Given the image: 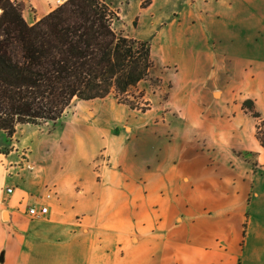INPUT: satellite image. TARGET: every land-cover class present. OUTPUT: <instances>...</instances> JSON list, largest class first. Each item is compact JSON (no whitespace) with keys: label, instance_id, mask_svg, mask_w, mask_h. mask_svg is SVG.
<instances>
[{"label":"crops","instance_id":"0c3cea01","mask_svg":"<svg viewBox=\"0 0 264 264\" xmlns=\"http://www.w3.org/2000/svg\"><path fill=\"white\" fill-rule=\"evenodd\" d=\"M56 1L31 0L37 11L31 20L37 22L55 10ZM186 54L194 59V73L195 59L205 54ZM178 67L185 74L191 69L187 62ZM185 78L183 87L189 88L191 78ZM95 126L90 138L103 143L101 127L105 125L101 121ZM147 139L137 178L125 173L120 177L107 169L102 174L105 178L97 179L91 161L102 149L98 145L93 158L83 154L79 163L70 155L45 152L39 164L26 166L34 176L24 184V149L9 147L0 135L1 264H29L32 253L41 248L52 251V259L57 257L54 251L64 252L56 264H248L244 257L258 260L263 247H250V240L264 236L260 223L255 225L262 195H249L246 170L237 172L241 165L232 167L224 157L227 147L162 148L157 139ZM216 153L221 156L214 157ZM33 206H48L49 213L34 219L28 214Z\"/></svg>","mask_w":264,"mask_h":264},{"label":"rangeland","instance_id":"374dc122","mask_svg":"<svg viewBox=\"0 0 264 264\" xmlns=\"http://www.w3.org/2000/svg\"><path fill=\"white\" fill-rule=\"evenodd\" d=\"M105 1L117 12V33L149 43L154 69L127 94L112 91L102 100L75 101L60 122L19 125L13 140L0 130L6 145L24 149L26 176L21 181L31 182L34 174L26 166L39 164L45 152L70 155L79 163L83 154L93 158V149L101 146L91 161L97 179H104L107 169L137 178L148 136L161 147L224 146L232 167L246 170L249 195H262V205L254 208L255 225L260 223L264 230V148L258 139L264 141V0ZM12 2L27 10L23 16L28 23H36L31 20L37 12L31 0ZM64 3L57 0L55 5ZM186 53L205 54L195 59L194 73V59ZM180 62L191 67L188 74L181 73ZM185 77L191 78L189 88L183 87ZM248 101L251 104L245 106ZM101 121L105 134L103 143L99 139L97 144L90 136ZM220 130L224 134L219 136ZM250 202L249 198V207ZM250 242V247L263 250L258 260H243L264 264V236ZM54 252L56 259L51 258L52 251L41 248L32 253L29 264H56L64 252Z\"/></svg>","mask_w":264,"mask_h":264},{"label":"trees","instance_id":"16d2710c","mask_svg":"<svg viewBox=\"0 0 264 264\" xmlns=\"http://www.w3.org/2000/svg\"><path fill=\"white\" fill-rule=\"evenodd\" d=\"M0 8V129L9 137L22 124L60 122L75 101L127 94L154 69L149 43L117 33L105 0H67L34 24L20 4Z\"/></svg>","mask_w":264,"mask_h":264},{"label":"built area","instance_id":"2783aa9c","mask_svg":"<svg viewBox=\"0 0 264 264\" xmlns=\"http://www.w3.org/2000/svg\"><path fill=\"white\" fill-rule=\"evenodd\" d=\"M8 193H12V189H7ZM49 213L48 206H40V207H29L28 214L34 219H42Z\"/></svg>","mask_w":264,"mask_h":264},{"label":"bare ground","instance_id":"6f19581e","mask_svg":"<svg viewBox=\"0 0 264 264\" xmlns=\"http://www.w3.org/2000/svg\"><path fill=\"white\" fill-rule=\"evenodd\" d=\"M0 12H1V10H0Z\"/></svg>","mask_w":264,"mask_h":264}]
</instances>
